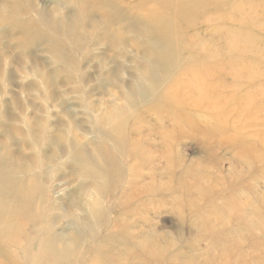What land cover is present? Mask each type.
<instances>
[{
  "label": "bare ground",
  "instance_id": "6f19581e",
  "mask_svg": "<svg viewBox=\"0 0 264 264\" xmlns=\"http://www.w3.org/2000/svg\"><path fill=\"white\" fill-rule=\"evenodd\" d=\"M73 1L76 3L74 16L60 22V19L52 18V14L43 12L40 20L42 25L46 24L51 30L53 26L63 37L60 40L64 39V43L69 37L77 45L80 41L76 33L84 26V19L90 10L86 7L88 0ZM97 1L102 11L99 19L91 23H99L103 33L97 39L91 35L93 41L95 39V42L105 44L114 52L116 49L122 52L114 25L124 22L130 31L142 38V41H135V47L143 58L142 62L134 59L140 65L138 75L123 93V105L93 122V128L101 139L94 150L85 153L79 137L60 138L62 142L68 143L72 162L93 180L100 199L118 184L121 177L117 167L119 158L127 157L136 161L147 158L139 150L143 149L140 136L147 138L152 135L147 133V128L141 123L154 127L157 121L142 117V108L148 109L151 115L154 112L163 114L158 118L160 127L172 121L178 123L179 127H187V138L207 152L218 150L217 144L221 149L227 148L229 139L233 138L244 150L242 158L254 167L260 154V149L254 148L258 146V139L256 137L250 142L243 128L264 124V2L251 3L246 5L245 11L239 12L236 0ZM232 6L237 13H226ZM144 12H147L146 16ZM57 58L69 68L76 63L59 52ZM232 116L234 118H230ZM225 125L233 127L235 135L230 137ZM169 133L173 134L167 129L157 132L163 140L164 150L150 152L148 159L153 164L152 170L155 171L154 163L162 162L159 168L161 174L169 172L176 178V185L170 191L174 192L173 202L179 199L177 209L180 211L183 205L181 194L206 188L200 183L191 187L182 182V167L172 165L168 144L162 139L165 135L168 138L173 136ZM259 133L264 135L263 132ZM174 135H177L175 131ZM25 139L35 144V138L29 130L26 131ZM104 141L112 143L116 151H104ZM180 141H183L182 137L178 136L177 145ZM247 143H251V146L248 147ZM6 154L10 155V152ZM6 154L0 157V260L5 259L11 264L118 263L121 256L115 245L116 236L109 232L97 234L95 225L74 234L76 248L71 249L64 237L53 231L52 205L46 206V202L52 199L48 186L41 183V176L32 166L23 170L18 169L15 163L10 168L3 167L2 161L8 156ZM33 162L40 169L47 165L39 153L34 155ZM233 186L231 184L228 190L234 191ZM156 192L160 196L165 195L161 188ZM259 197L253 195L248 202L235 199L230 207L227 206L229 203H225L223 207L215 208L218 205L209 202V207L206 205L204 208L217 210L212 213L202 209L203 202L200 203L199 199L187 204L186 208L209 214H193L186 221L196 234H206L212 241L206 251L213 255L203 264H253L236 241L235 237L239 235L225 230L224 224L237 223L239 233L252 243L251 248L261 250L264 245L258 240L264 239V236L257 239L260 234L257 227L264 230V199ZM99 216L92 211L90 220L98 222ZM179 217L184 221L186 216ZM110 227L120 230L118 217L111 221ZM121 234L126 238L125 232ZM219 238L222 241L216 242ZM83 243H86L84 250L79 252L78 247ZM218 249H228L229 259L219 260L225 257V253L215 252ZM132 253L135 254L133 260H140L142 264H185L167 256L165 250L153 256L151 249L141 251L134 243Z\"/></svg>",
  "mask_w": 264,
  "mask_h": 264
},
{
  "label": "rangeland",
  "instance_id": "374dc122",
  "mask_svg": "<svg viewBox=\"0 0 264 264\" xmlns=\"http://www.w3.org/2000/svg\"><path fill=\"white\" fill-rule=\"evenodd\" d=\"M260 1L264 2L236 0L235 3L242 12L246 10V5ZM87 3L90 13L84 19V26L76 33L80 41L76 45L69 37L64 43L53 26L51 30L40 20L43 12L52 14V18L60 19V22L74 16L76 3L73 0H0V157L10 152L2 165L10 168L15 163L22 170L32 166L41 176V183L48 186L51 193L52 199L46 202V206L52 205L53 231L62 235L71 249L76 248L74 234L95 225L97 234L109 232L116 236L115 245L119 248L121 259L112 264H142L140 260H133L134 253L130 254L132 243L138 245L141 251L151 249L153 256L165 250L167 256L185 264H203L213 255L206 251L211 239L206 234H196L186 221L193 214H209L186 208L187 204L199 199L200 203L203 202L202 209L212 213L217 210L208 208L209 202L216 203L218 206L215 208H219L225 203H229L228 207L232 206L230 203L235 199L248 202L253 195L264 199V135L259 133H264V124L243 128L250 142L256 137L258 139V146L254 148L260 149L259 160L253 167L242 158L244 150L233 138L229 139L227 148L221 149L217 144L218 150L207 152L187 138V127H179L173 121L160 127L158 118L163 114L154 112L151 115L148 109L142 108L145 114L142 113V117L157 121L154 127L141 123L152 135L147 138L140 136L143 149L139 150L147 158L139 161L119 158L117 167L121 177L118 184L100 199L93 180L72 162L68 143L60 138L79 137L85 153L94 150L100 143L93 122L103 119L125 102L123 93L138 75L140 66L134 59L143 61L135 47V41H142V38L130 31L124 22H119L114 25V31L120 38L122 52L119 49L114 52L105 44L95 42L103 30L99 23L91 22L99 19L102 8L97 0H88ZM228 11L237 13L233 6L226 13ZM91 35L95 37L94 41ZM59 41L62 43L59 44ZM58 52L76 63L69 68L57 58ZM225 128L230 137L235 135L233 127L225 125ZM166 129L173 136L168 138L165 135L162 139L168 144L172 165L182 167V182L191 187L200 183L206 188L181 194V212L177 209L179 199L173 202L174 192L170 191L176 185V178L169 172L161 174L159 168L162 162L154 163L155 171L152 170L153 164L148 159L150 152L164 150L163 140L157 132ZM28 130L33 134L35 144L25 139ZM178 136L183 141L177 145ZM247 145L249 147L251 143ZM113 147L112 143L104 141V151L115 152ZM36 153L47 163L42 169L33 162ZM231 184L234 191L228 190ZM159 188L165 191V195L160 196L156 192ZM98 201L99 204L96 203ZM206 205L208 207L204 208ZM92 211L100 215L98 222L90 220ZM179 213L186 216L184 221ZM115 217L120 220V230L110 227ZM224 228L231 234L235 232L239 235L235 237L236 241L247 254L248 261L264 264V247L253 250L256 247L251 248L252 243L239 233L240 227L235 222L224 224ZM257 230L261 234L257 239L262 238L264 230L258 227ZM122 232L126 233V238ZM258 242L264 245V239ZM85 245L83 243L78 247L79 252L84 250ZM215 252L225 253V257L219 260L229 259L228 249ZM0 264L11 263L1 259Z\"/></svg>",
  "mask_w": 264,
  "mask_h": 264
}]
</instances>
